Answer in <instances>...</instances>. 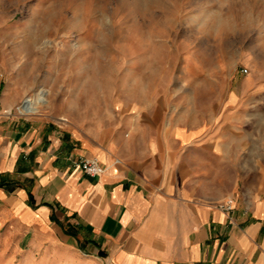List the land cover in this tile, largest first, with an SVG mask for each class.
I'll return each instance as SVG.
<instances>
[{"label":"crops","instance_id":"crops-1","mask_svg":"<svg viewBox=\"0 0 264 264\" xmlns=\"http://www.w3.org/2000/svg\"><path fill=\"white\" fill-rule=\"evenodd\" d=\"M170 97L140 104L132 134L105 144L19 115L0 92V233L52 264H264V192L242 196L239 125L211 117L237 112L240 92ZM82 156L105 172L86 175Z\"/></svg>","mask_w":264,"mask_h":264},{"label":"rangeland","instance_id":"rangeland-1","mask_svg":"<svg viewBox=\"0 0 264 264\" xmlns=\"http://www.w3.org/2000/svg\"><path fill=\"white\" fill-rule=\"evenodd\" d=\"M40 88L47 100L23 113ZM232 91L237 112L211 117L239 125L233 164L252 201L264 192V0H0V92L19 115L108 144L149 99ZM4 234L0 264H52Z\"/></svg>","mask_w":264,"mask_h":264},{"label":"built area","instance_id":"built-area-1","mask_svg":"<svg viewBox=\"0 0 264 264\" xmlns=\"http://www.w3.org/2000/svg\"><path fill=\"white\" fill-rule=\"evenodd\" d=\"M244 72H248L247 69H243ZM74 166L81 169L86 175L92 177H98L102 175L106 168L98 157L95 156H82L74 160ZM218 207L226 212H231L235 208L234 197L227 198L226 200L219 203Z\"/></svg>","mask_w":264,"mask_h":264},{"label":"bare ground","instance_id":"bare-ground-1","mask_svg":"<svg viewBox=\"0 0 264 264\" xmlns=\"http://www.w3.org/2000/svg\"><path fill=\"white\" fill-rule=\"evenodd\" d=\"M46 100L47 89L40 88L32 96L26 99L24 104L20 106V109L23 113H35L38 111L39 105Z\"/></svg>","mask_w":264,"mask_h":264}]
</instances>
